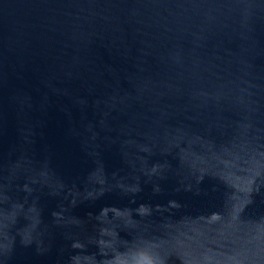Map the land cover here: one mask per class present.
Segmentation results:
<instances>
[{"label":"water","instance_id":"95a60500","mask_svg":"<svg viewBox=\"0 0 264 264\" xmlns=\"http://www.w3.org/2000/svg\"><path fill=\"white\" fill-rule=\"evenodd\" d=\"M0 264H264V0H0Z\"/></svg>","mask_w":264,"mask_h":264}]
</instances>
